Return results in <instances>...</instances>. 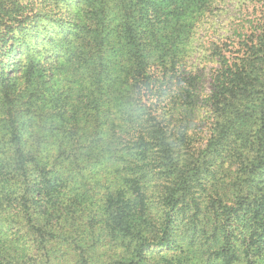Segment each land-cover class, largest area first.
Instances as JSON below:
<instances>
[{
    "label": "trees",
    "instance_id": "16d2710c",
    "mask_svg": "<svg viewBox=\"0 0 264 264\" xmlns=\"http://www.w3.org/2000/svg\"><path fill=\"white\" fill-rule=\"evenodd\" d=\"M214 2L0 0V264L264 263V12L203 99Z\"/></svg>",
    "mask_w": 264,
    "mask_h": 264
},
{
    "label": "rangeland",
    "instance_id": "374dc122",
    "mask_svg": "<svg viewBox=\"0 0 264 264\" xmlns=\"http://www.w3.org/2000/svg\"><path fill=\"white\" fill-rule=\"evenodd\" d=\"M254 9L259 13L264 12L262 0H215L202 22L194 29L188 70L199 76L198 92L203 99L210 90V76L217 68L210 49L221 41L231 50L229 43L232 39L228 37L233 29L248 26L246 22Z\"/></svg>",
    "mask_w": 264,
    "mask_h": 264
}]
</instances>
